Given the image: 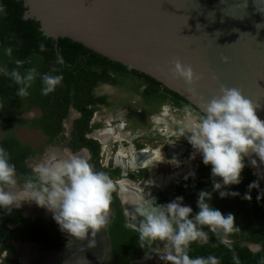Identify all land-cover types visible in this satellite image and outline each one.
<instances>
[{"label":"flooded vegetation","instance_id":"af4514ba","mask_svg":"<svg viewBox=\"0 0 264 264\" xmlns=\"http://www.w3.org/2000/svg\"><path fill=\"white\" fill-rule=\"evenodd\" d=\"M107 46L111 48L110 45H104V48L108 49ZM87 48L111 62L129 67L118 60L110 59L105 54H100L91 46ZM118 48L122 47L118 46ZM94 68L100 67L94 66ZM129 68L145 74L132 67ZM110 74L109 81L99 80L91 88V95L100 97L101 101L94 104L87 103L85 106L88 109L92 108L93 111L83 138L87 140L86 143L97 144L96 148L92 145L93 151L87 146L79 145L80 136L76 135L75 123L82 114L74 106L75 93H69L72 101L66 103L67 111L64 116L60 115L66 102L62 96L57 97L54 92L50 96L36 94L39 101H42L43 96L49 97L47 104L43 106L51 115L47 120L44 119L43 110L34 105L27 96L22 109L16 114L17 118H22L25 122L9 130L0 128L5 131L1 133L0 140L13 135L20 142V146L29 153L24 163L31 174L33 168L43 159L61 158L59 151H63L66 158L69 155L85 158L90 156V162L95 168L106 172L116 185L113 194L117 201L112 199L107 226L94 237L95 246L91 248L87 246V241L73 239L67 233L61 232L52 213L37 206L35 202L24 201L21 207L13 208L10 213L8 212L3 218L6 219L10 229L16 227L11 216L16 219L19 214L23 218L32 220L28 230L39 237V240H12L13 251L10 257L21 264H165L160 254L152 250L156 247L162 249L164 242H155L151 249L141 247L138 233L135 231L138 220L134 218L133 206L143 203L145 199L155 198L156 203L166 204L177 196H183V203L191 206L195 214L198 211L199 191H212L211 165L206 166L199 154L192 159L194 149L186 137L178 138L173 135L176 131V122L187 116L186 109H191L195 117L202 109L200 105H196L151 74H145L155 80L154 88L148 95L144 93L147 83L136 87L138 81L144 79L143 76L137 78L133 73L125 72L121 75L112 71ZM92 81L94 79H91ZM103 86L113 89L102 88ZM100 88L103 92H99ZM161 96L164 97L160 98ZM160 121L168 125V134L161 135L155 130L163 126ZM58 125L60 130L54 135H51V131L43 129L46 126L54 128ZM17 127L37 130L41 138L31 143L21 141L15 135ZM109 141H112V145L107 150L108 154L111 153V158L109 157L111 162H108L107 158L106 162L102 163V151ZM58 145L62 147H57ZM246 163L250 167L248 157ZM115 168H118V172L111 175V171ZM17 178V185L9 187L8 190L16 193L20 198L23 195L21 186L25 179L21 180L18 175ZM230 187L232 191L238 192L237 186ZM123 197L127 198L125 202ZM218 198V192H213L210 203L220 209L223 205L222 201L235 204L238 196L224 200ZM220 211L225 215L230 213ZM43 227L46 232L41 234ZM204 230L208 231L207 228ZM212 236L218 238L217 235L208 232L207 241L198 243L207 244ZM229 239L231 243L238 242L240 246L247 247L253 253L261 250L259 243L235 240L231 237ZM20 245L26 250L20 249ZM0 248H2L1 241ZM7 256L6 250L0 251V264H4Z\"/></svg>","mask_w":264,"mask_h":264},{"label":"clouds","instance_id":"9594fccd","mask_svg":"<svg viewBox=\"0 0 264 264\" xmlns=\"http://www.w3.org/2000/svg\"><path fill=\"white\" fill-rule=\"evenodd\" d=\"M3 12L4 6L0 4V13ZM39 49L45 51V45L41 43ZM11 53V48L5 49L6 55ZM63 63V57L57 56L56 64ZM20 67L19 61L17 68L11 71L0 64V76L10 78L18 86L17 95L21 98L29 95L28 89L37 76L41 79L42 95L52 93L62 83V74L41 75L35 67L21 73L18 70ZM51 71L57 73L58 69ZM171 71L189 85L199 79L190 65H184L179 60L174 62ZM259 107L245 98L239 89L221 85L219 94L204 104L197 116H193L191 109H186L187 116L176 122L173 135L186 137L194 149L192 159L199 154L206 166L211 165L212 191H199L195 214L191 206L183 203V196H177L166 204H158L152 198L134 205V218L138 220L135 231L141 247L151 249L155 242H164L163 251L160 247L152 250L160 254L165 264H221L215 255L192 257L190 250L193 243L207 241L208 232L217 235L220 243L231 248L229 238L237 228L235 217L232 213L223 214L210 201L213 192H218L220 198L240 195L230 186L241 183V174L250 153H255L264 161V120L256 114ZM160 123L163 126L155 130L161 135L168 134V125L163 121ZM90 160V156L78 155L43 159L33 168L32 175L24 180L21 186L23 195L18 198L16 193L8 190L18 183L16 167L9 152L0 146V209L10 213L13 208L21 207L24 201L35 202L52 213L61 232L73 239L87 241L89 248L94 247V237L107 226L116 185ZM217 177L221 179L217 180ZM248 187L249 190L258 189L259 183L253 181ZM244 198L251 200V195L245 193ZM233 260L239 264L235 254Z\"/></svg>","mask_w":264,"mask_h":264},{"label":"water","instance_id":"95a60500","mask_svg":"<svg viewBox=\"0 0 264 264\" xmlns=\"http://www.w3.org/2000/svg\"><path fill=\"white\" fill-rule=\"evenodd\" d=\"M22 1L23 17L39 21L54 40L91 46L155 76L201 108L221 85L237 88L260 106L256 114L264 120V0ZM177 60L199 79L189 85L173 75ZM248 161L264 184V161L255 153Z\"/></svg>","mask_w":264,"mask_h":264},{"label":"trees","instance_id":"16d2710c","mask_svg":"<svg viewBox=\"0 0 264 264\" xmlns=\"http://www.w3.org/2000/svg\"><path fill=\"white\" fill-rule=\"evenodd\" d=\"M0 4L4 6V12L0 13V64L6 65L9 71H11L17 68V61H19L22 67L18 70L21 73L35 67L41 75L44 73L53 75L62 74V83L53 92L57 97L62 96L66 100L64 109L60 113L61 116H64L67 111L66 103L72 101V96L69 93H75L74 106L82 114L81 118L77 119L75 123L76 135L80 136V146H87L91 150L92 145L95 146L94 148L97 147L96 143H86V139L83 138L84 132L87 129V122L93 111L92 108L88 109L85 106L87 103L94 104L101 101L100 97H93L91 95V88L97 81H109L111 71L121 75L128 72L135 74L137 78L144 77V79L142 78L138 81L136 87L138 88L140 85L147 83L148 86L144 90L146 95L154 88L155 80L151 77L143 73L140 74L129 67L122 66L120 63L111 62L80 42H75L68 37L59 38L56 42L52 37L44 35L40 29L39 21L23 17L26 8L22 0H0ZM41 43L46 48L43 52L39 49ZM7 48L12 49L10 56L5 54V49ZM57 56L63 57L64 63L62 65L56 64ZM94 66L100 68L95 69ZM53 68L58 69V72L53 73L51 71ZM91 79H94V81L91 82ZM17 87L10 78L0 76V128L9 130L15 125L18 126L25 122L24 119L16 117V114L20 112L25 102V97L21 98L17 95ZM41 88V79L40 76H37L29 88L28 99H31L34 105L39 106L43 110L44 119L47 120L51 118V115L43 106L47 104L46 102L49 97L43 96L41 98L42 101L36 98V94L41 93ZM52 93L48 94V96ZM163 97L161 96L160 98ZM43 129L51 131V135H54L58 133L60 127L59 125L54 128L46 126ZM20 145V142L13 135L0 140V146H3L9 152L11 162L16 167L17 175L22 180L32 174L24 163V159L29 153ZM245 165L241 174L242 181L240 184L235 185L240 193L237 202L231 204L229 201H222L223 205L219 210L235 213L234 217L237 228L231 234V238L259 243L261 244V250L253 253L247 247L240 246L238 242L231 243V248H228L220 243L219 238L212 236L207 244H192L190 250L192 257L215 255L220 259L221 264H235L233 260V255L235 254L239 260V264H264V195H261L264 192V184L252 172L246 161ZM117 172L118 168H115L110 174L112 175ZM253 181L259 183V188L249 190L248 186ZM245 193L251 195V200L244 198ZM258 196H260V199H257ZM230 197L233 196L226 198L219 197L220 199H218L224 200ZM112 199L116 200L114 194L112 195ZM7 213L6 210L0 209V241L2 242L0 251L6 250L8 253L4 264H21L10 257L13 251L12 240H39V237L36 233L33 234L32 231L28 230V226H31L32 220L23 218L19 214L16 219H13V216H11V220L15 221L16 227L10 229L7 226L6 219L3 218ZM45 232L43 227L41 234Z\"/></svg>","mask_w":264,"mask_h":264},{"label":"rangeland","instance_id":"374dc122","mask_svg":"<svg viewBox=\"0 0 264 264\" xmlns=\"http://www.w3.org/2000/svg\"><path fill=\"white\" fill-rule=\"evenodd\" d=\"M102 88L113 89V88H109V86H103ZM103 90H105V89H103ZM99 92H103V91H101V88L99 89ZM1 133H5V131L0 129V135H1ZM15 135L21 141H25V142H29V143H31L33 140H37V139L41 138L39 136L40 134H39V132L37 130H32V129H28L27 130L24 127H17L16 131H15ZM111 142L112 141H109L108 143H106V147L103 148L102 156H101L102 163L106 162L107 158L109 159V157L111 156V153L108 154V151H107V150H109L110 146L112 145ZM57 147H62V145H58ZM59 153H60L59 155H62L61 158H66V156L63 154V151H59ZM108 162H111V159H109Z\"/></svg>","mask_w":264,"mask_h":264},{"label":"bare ground","instance_id":"6f19581e","mask_svg":"<svg viewBox=\"0 0 264 264\" xmlns=\"http://www.w3.org/2000/svg\"><path fill=\"white\" fill-rule=\"evenodd\" d=\"M105 131H106V130H105ZM109 131H111V130H109ZM112 131H113V130H112ZM112 131H111V132H112ZM155 160H156V159H155ZM130 161H131V160H130ZM121 192H122V191H121ZM125 195H126V194H125ZM132 196H133V195H132ZM123 200H124V202H125V201L127 200V198L123 197ZM20 246H21V245H20ZM18 247H19V246H18ZM19 248H20V249H23V251L26 250L25 247H22V246L19 247Z\"/></svg>","mask_w":264,"mask_h":264}]
</instances>
